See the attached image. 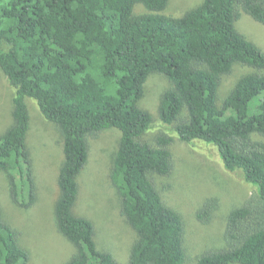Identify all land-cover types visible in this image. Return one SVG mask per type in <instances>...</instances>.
<instances>
[{
  "label": "trees",
  "instance_id": "16d2710c",
  "mask_svg": "<svg viewBox=\"0 0 264 264\" xmlns=\"http://www.w3.org/2000/svg\"><path fill=\"white\" fill-rule=\"evenodd\" d=\"M168 3L0 0V68L15 90L13 124L0 134V172L13 203L29 208L36 202L26 146L27 100L33 99L63 140L55 220L75 248L65 264H121L98 249L92 221L74 213L88 138L109 129L120 132L110 178L137 236L128 264H187L185 220L153 179L172 172L174 139L162 136L155 145L141 140L153 122L139 106L153 73L173 85L161 98L160 120L174 125L181 142L213 146L224 169L241 172L255 193L230 211L227 246L202 254L196 264H264V142L253 139L264 138V100L249 112L264 93V53L235 26L239 11L264 25V0H202L181 17L163 14ZM236 64L254 71L236 82L219 108L221 79ZM216 207V200L208 201L198 220L208 222ZM29 262L0 206V264Z\"/></svg>",
  "mask_w": 264,
  "mask_h": 264
},
{
  "label": "rangeland",
  "instance_id": "374dc122",
  "mask_svg": "<svg viewBox=\"0 0 264 264\" xmlns=\"http://www.w3.org/2000/svg\"><path fill=\"white\" fill-rule=\"evenodd\" d=\"M201 2L169 0L163 14L181 17ZM139 11L142 12L141 9ZM238 14L235 22L237 31L264 53V25L244 12L239 11ZM253 71L248 66L236 64L222 77L217 94L219 108L236 82ZM172 86L161 74L149 76L139 106L151 113L153 122L141 140L155 145L162 136L174 139L171 145L172 172L165 177L153 176V179L165 202L183 216L187 227V264H196L202 254L227 246L225 232L230 211L253 200L255 193L241 172L224 169L213 146L181 142L175 136L174 125L160 120L161 98ZM14 95V88L0 68V134L13 124ZM263 100L264 93L250 103V114L257 111ZM27 103L31 124L26 146L32 159L36 202L29 208L13 203L8 179L5 173L0 172V206L4 219L19 232V243L30 254L29 264H65L75 248L59 233L55 220V204L59 197L57 180L64 160L63 140L59 128L44 118L37 103L33 99H28ZM186 114L184 112L182 118ZM253 139L264 142L260 135H253ZM119 142L117 129L89 136V157L78 177L80 194L74 213L92 221L100 251L110 252L119 263L128 264L137 236L121 214V199L110 178ZM210 200H216L217 207L211 219L204 223L196 215Z\"/></svg>",
  "mask_w": 264,
  "mask_h": 264
}]
</instances>
